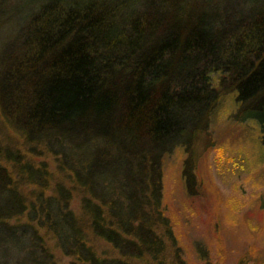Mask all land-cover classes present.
Listing matches in <instances>:
<instances>
[{"label":"trees","instance_id":"16d2710c","mask_svg":"<svg viewBox=\"0 0 264 264\" xmlns=\"http://www.w3.org/2000/svg\"><path fill=\"white\" fill-rule=\"evenodd\" d=\"M15 1L0 0V264H61L45 236L85 264H187L164 161L183 150L190 168L226 102L264 158V0Z\"/></svg>","mask_w":264,"mask_h":264},{"label":"rangeland","instance_id":"374dc122","mask_svg":"<svg viewBox=\"0 0 264 264\" xmlns=\"http://www.w3.org/2000/svg\"><path fill=\"white\" fill-rule=\"evenodd\" d=\"M22 3L16 0L14 7ZM229 108L226 102L196 140V159L190 168L184 165L188 153L183 150L176 149L164 161L163 203L187 264L264 260V158L257 143L258 127L252 121L230 122ZM52 159L34 157L35 162L47 160L54 168ZM71 207L79 212L77 196ZM45 241L59 263L85 264L62 254L51 236H45ZM92 242L99 252L109 248L102 240Z\"/></svg>","mask_w":264,"mask_h":264}]
</instances>
